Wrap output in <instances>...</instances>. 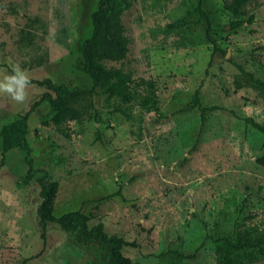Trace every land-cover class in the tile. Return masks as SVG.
Instances as JSON below:
<instances>
[{"label":"rangeland","instance_id":"1","mask_svg":"<svg viewBox=\"0 0 264 264\" xmlns=\"http://www.w3.org/2000/svg\"><path fill=\"white\" fill-rule=\"evenodd\" d=\"M129 1L122 17L129 53L103 65L131 75L132 100L98 88L76 102L79 119L60 128L47 102L31 112L32 177L21 149L9 151L0 167V264L109 261L108 248L85 244L76 233L56 224L43 231L39 179L60 185L57 217L80 210L90 227L103 223L108 235L134 243L122 249L133 264H264L259 248L239 253L222 241L231 234L234 243L264 247V168L256 163L264 133L245 121L264 126V0L247 6L252 25L212 33L217 53L205 22L164 32L168 24L196 20L199 0ZM225 1L203 2L215 24L234 18ZM98 6L99 0H0V78L19 64L30 79L91 87L79 48L92 34ZM179 40L184 47L175 45ZM197 90L200 106L183 111ZM46 91L31 84L23 103L0 94V130ZM205 107L217 109L202 126Z\"/></svg>","mask_w":264,"mask_h":264},{"label":"trees","instance_id":"2","mask_svg":"<svg viewBox=\"0 0 264 264\" xmlns=\"http://www.w3.org/2000/svg\"><path fill=\"white\" fill-rule=\"evenodd\" d=\"M171 2L173 0H159ZM255 0H226L224 8L233 15V20L226 24H215L209 14L203 8L204 0H199L196 7L197 19L191 22L180 21L174 24H168L164 28L167 35L177 34L179 30L188 25L199 27L205 22L206 39L213 46L214 53L220 52L221 49L212 33L227 34L236 32L245 25H252L255 20L254 15H248L247 6ZM132 6L129 0H99V6L92 13V34L90 38L84 41L80 46L81 68L90 77L92 86L84 89H70L64 84H57L50 78L43 80L30 79L31 84L46 88L40 101L36 102L29 112L22 117L2 127L0 138L2 139V161L0 167L5 162L6 154L13 149H21L27 153L25 161L29 165L27 178L32 177V161L30 154L32 147L28 140V119L33 110L44 102H47L50 109L55 111L52 116V123L56 128L69 121H76L80 117V108L75 104L79 101L93 96L100 88L103 95L109 97H118L130 102L131 93L126 90L128 83L131 82V75L124 73L120 69H110L103 65L104 61L118 62L126 58L129 53L130 41L125 35V29L122 17L125 11ZM178 47H184L182 40L175 43ZM11 72V71H10ZM243 73H245L243 71ZM250 78L254 80L252 74ZM264 86V83H259ZM199 90L195 92L194 98L183 111L191 110L200 106ZM94 110V107L91 106ZM216 107L201 108V122L204 126L208 112L216 110ZM94 118L97 122L101 121L100 114L95 112ZM245 121L255 129L264 133V126L254 121L252 118H246ZM256 163L264 168V155L256 159ZM41 203L37 210L40 226L43 231L49 224L58 225L63 231L76 233L85 244L106 247L110 251L109 261L107 264H133L132 260L122 252L123 247L134 246V243L125 241L115 235H108L103 223L93 227L89 226L90 218L80 210L67 212L59 217L54 214V205L59 183L57 181L45 182L39 179ZM44 233L42 238H44ZM237 252H246L250 249L259 248L264 255V247L246 241L243 243H234L231 234L222 239ZM24 264H27L26 262Z\"/></svg>","mask_w":264,"mask_h":264},{"label":"clouds","instance_id":"3","mask_svg":"<svg viewBox=\"0 0 264 264\" xmlns=\"http://www.w3.org/2000/svg\"><path fill=\"white\" fill-rule=\"evenodd\" d=\"M30 86V76L19 64H13L10 74H5L0 78V94H7L18 103L26 100L27 89Z\"/></svg>","mask_w":264,"mask_h":264}]
</instances>
